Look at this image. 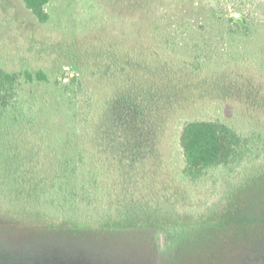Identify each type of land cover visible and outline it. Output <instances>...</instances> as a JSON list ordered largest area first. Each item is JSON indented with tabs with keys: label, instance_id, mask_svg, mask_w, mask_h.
Segmentation results:
<instances>
[{
	"label": "rangeland",
	"instance_id": "rangeland-1",
	"mask_svg": "<svg viewBox=\"0 0 264 264\" xmlns=\"http://www.w3.org/2000/svg\"><path fill=\"white\" fill-rule=\"evenodd\" d=\"M120 2L51 0L46 6L50 18L41 23L22 0H0V68L41 69L48 78L27 82L21 76V122L0 123L2 144L6 140L16 165L24 166L12 179H19V186L32 179V172H44L49 179L68 153L82 147L95 151L84 138L87 100H101L108 82L102 85L92 75L98 64L94 59L108 47L123 58L137 41L141 58L156 54L157 62L146 69L158 71L157 77L170 65L177 71L178 64H191L197 71L188 75L179 70L176 85L169 79L170 98L157 115L154 153L139 166L136 197L160 207L162 212L151 215L161 214L167 221L201 214L223 196L226 175L214 168L195 180L186 177L179 133L185 121L203 119L264 138V31L229 42L216 20L218 14L228 17L242 8L264 24V0ZM198 23L202 28L196 29ZM177 25L181 28L175 30ZM195 59L201 65L192 64ZM77 75L80 89L66 88L63 81ZM109 83L112 90L117 81ZM30 190L25 188V194L31 196ZM212 209L206 217L210 222L199 230L174 236L165 234L155 219L73 223L43 212L0 209V264H264V180Z\"/></svg>",
	"mask_w": 264,
	"mask_h": 264
},
{
	"label": "trees",
	"instance_id": "trees-1",
	"mask_svg": "<svg viewBox=\"0 0 264 264\" xmlns=\"http://www.w3.org/2000/svg\"><path fill=\"white\" fill-rule=\"evenodd\" d=\"M50 1L22 0L41 23L50 18L46 10ZM118 1L135 4L143 0H111ZM236 11V14L228 17L219 14L216 17L217 22L223 25L229 42L262 35V22H257L251 12L245 13L242 8ZM179 27L177 25L174 29ZM199 28L202 25L198 23L196 29ZM136 42L133 41L131 47L127 48L123 58L117 59L116 49L111 52L112 47H108L94 59L98 64L92 75L98 77L102 85L103 81L108 82L107 94L101 100L93 96L87 100L89 105L84 120L87 133L84 138L94 143L96 152L79 148L68 153L55 165L53 177L47 179L44 172H32L29 174L32 179L19 186L16 184L20 180L12 178L21 174L24 166L16 165L17 159L9 143L5 140L2 144L0 138L1 210L43 212L73 223H143L155 219L165 234L174 236L192 229L199 230L203 224L210 222L206 217L213 207H220L223 202L229 203L230 198L239 191L264 180V138H261L260 133L243 135L219 120H188L183 123L179 133V146L184 161L183 174L195 180L207 170L221 168L226 175L227 189L216 205H211L212 208L201 214L186 213L170 217L168 221L161 214L152 217V213L162 211L158 210V206L150 207L151 203H141L137 199L138 169L142 161L154 153L160 124L157 115L170 98L172 83L169 79L176 85L174 78L179 70L188 75L197 70L190 67L191 64H178L177 71L176 67L167 65L163 69V76L157 77L158 71L153 74L150 68L146 69V66L153 68V62H157L156 54L150 53L146 59L141 58L134 45ZM191 63L201 65L198 59ZM21 76L27 82L48 80L41 69L9 72L0 68V123L5 125L11 122L13 126L21 122L22 113L18 105ZM111 80L117 81L112 90L109 83ZM80 81L77 75L72 81L63 82L66 88L73 86L80 89ZM0 136L4 138L1 130ZM30 186L33 190H30L32 194L28 196L24 189ZM16 188L21 194L14 193ZM113 193L116 194L114 198ZM103 200L106 203L101 207L99 203Z\"/></svg>",
	"mask_w": 264,
	"mask_h": 264
}]
</instances>
